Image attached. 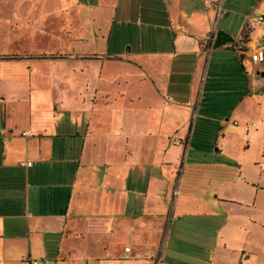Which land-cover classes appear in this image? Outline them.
<instances>
[{"label": "crops", "instance_id": "crops-1", "mask_svg": "<svg viewBox=\"0 0 264 264\" xmlns=\"http://www.w3.org/2000/svg\"><path fill=\"white\" fill-rule=\"evenodd\" d=\"M106 3L115 6V14L124 17L127 25L135 21L138 43L125 55L123 49L110 48L111 34L107 49L96 52L88 46L93 39L88 38L92 41L88 43L80 36L78 52L92 51L107 60L101 70L92 74L99 83L91 90L88 86L86 105L78 101L79 97L84 99L81 89L72 88V106L67 107L68 112H74L70 125L61 120L62 111L58 109L52 115L36 117L41 107L35 108L30 101L33 113L28 129L19 132L14 130L17 121L8 119L5 105L4 126L0 120V130L5 131L0 135V264H171L169 231L167 242L157 248L163 220L167 219L165 213L171 223L187 215H216L212 206L219 196L199 188L197 180H185L188 168L195 172L201 168L185 163L187 148L175 140L187 141L190 137L188 125L192 110H197L204 73L206 81L210 72L219 81L221 71L228 66L226 56L236 61L235 56L241 55L236 37L242 39L245 34L248 16L234 10L228 0H223L219 14L205 0ZM260 3L263 0L256 5ZM220 30L233 35L234 40L210 47L212 36L215 38ZM255 31L260 36L253 41ZM261 36L264 38V31L251 29L248 52L264 50V44L260 47ZM107 61L129 67L114 71ZM240 61L245 64V58ZM250 62L259 67L258 74L264 77V62ZM235 64L237 61L232 60L229 66ZM254 83L246 77L244 94L232 115L248 114V97ZM112 84H117L118 92L114 87L109 89ZM206 85L207 82L204 91ZM18 89L23 92L19 86ZM9 98L13 99L4 88L0 102L5 104ZM202 106L203 101L199 118L203 117ZM85 110H90L91 115L84 120ZM243 129L246 131V127ZM24 131H29L28 135L24 136ZM30 134L34 137L30 138ZM60 137L80 138L82 143L77 147L64 139L63 147L56 149L55 140ZM138 140H146L145 146L137 147ZM181 146H185L182 153L178 148ZM120 150L122 159L121 155L116 158ZM180 156L182 162L178 163ZM24 161L32 165L22 166ZM180 229H172L175 236ZM144 236H149L152 244V258H148ZM217 244H206V264L217 262Z\"/></svg>", "mask_w": 264, "mask_h": 264}, {"label": "rangeland", "instance_id": "rangeland-1", "mask_svg": "<svg viewBox=\"0 0 264 264\" xmlns=\"http://www.w3.org/2000/svg\"><path fill=\"white\" fill-rule=\"evenodd\" d=\"M105 1L79 0L77 5H69V0H0V98L4 88L13 97L5 104L0 102L3 126L7 104L8 119L18 123L14 130L21 132L24 128L28 129L30 114L33 113L32 102L35 108L41 107L36 117H43L44 113L52 115L58 109L62 111L61 120L70 125L74 112H68L67 107L72 106V88L78 86L81 89L84 99L79 97L78 101L84 102L89 98L88 86L91 90L99 83L93 72L101 70L107 60L106 56H98L92 51L78 52L76 49L81 47L78 43L81 37L86 38L88 43V38H92L93 44H85L89 48L92 46L96 52L107 49L111 34L114 36L110 48L123 49L125 55H128L126 52L130 47L138 43L139 28L135 21L127 25L124 17L115 14V6L105 4ZM258 1L232 0L231 3L228 0V4L253 21L264 15V0L257 6ZM118 4L120 7L122 1ZM259 36L258 31L252 33L253 41ZM262 36L259 38L260 47L264 44ZM240 39L241 36L236 37L237 42ZM251 54L252 50H249L246 57L235 56L238 66L235 64L233 67L229 65L232 60L236 61L226 56L224 62L228 66L221 71L223 76L219 81H216L213 72L206 81L207 73H204L197 110L194 113L192 110L188 125L190 137L187 141L175 140H181L187 148L183 157L185 163L201 168L197 172L188 168L185 180H197L199 188H207L219 198L212 206L216 214L214 217L187 215L181 220L172 219L171 223V217L165 213L167 219L163 220L157 248L159 250V244L163 246L167 242L169 231L171 264H206L209 260L206 244L212 245L213 242L218 243L217 262L214 264H264V77L258 74L259 67L250 62ZM242 58H245V64L241 63ZM107 64L114 71L129 67L112 61H107ZM247 76L255 82L248 97L250 110L247 115H232L244 94ZM257 80L260 82L257 83ZM18 86L23 92L16 90ZM112 87L118 92L117 84H112L109 89ZM102 99L107 100V97ZM202 101L203 117L199 118ZM84 103L87 104L86 101ZM90 115L91 111L87 113L85 110L82 119H88ZM254 122L256 126L248 131L243 129ZM29 137H34V134ZM64 139L77 144V147L82 143L80 138L70 140L60 137L55 140L56 149L63 147ZM145 144L146 140H138L137 147H144ZM184 147H178L181 153ZM121 154L120 150L116 158L119 159ZM181 158L177 159L178 163L182 162ZM165 212H168L167 207ZM178 227L181 229L175 236L172 229ZM144 239L148 258H152V251L149 250L153 247L149 236H144ZM157 254L158 251H155L154 255Z\"/></svg>", "mask_w": 264, "mask_h": 264}, {"label": "built area", "instance_id": "built-area-1", "mask_svg": "<svg viewBox=\"0 0 264 264\" xmlns=\"http://www.w3.org/2000/svg\"><path fill=\"white\" fill-rule=\"evenodd\" d=\"M205 1H206L207 4L211 5V7H213L217 11V14H219L222 11L223 0H205ZM253 27H256L257 29H259L261 31H264V15H259L253 21L251 20L250 16H248L246 18L245 27H244L245 33L250 31ZM214 45H215V38L212 36V41L210 42V47H214ZM245 46L246 45L244 44L243 38H242L240 40V42L238 43V48L240 49V52H241L242 56L246 55L247 52H248V51L244 50ZM251 57H252V60L255 63H257V64L264 62V50L260 49V50H257L255 52H253L251 54ZM252 126H256V123L254 122L252 125H247L246 126V131H248ZM4 134H5V131L4 130H0V135H4ZM22 134L24 136L28 135V133L26 131H24ZM176 143L180 144L181 140H177ZM21 165L27 167V166L32 165V162L24 161V162H21ZM126 251L130 252L131 248L127 247Z\"/></svg>", "mask_w": 264, "mask_h": 264}, {"label": "water", "instance_id": "water-1", "mask_svg": "<svg viewBox=\"0 0 264 264\" xmlns=\"http://www.w3.org/2000/svg\"><path fill=\"white\" fill-rule=\"evenodd\" d=\"M234 39L231 35H229L227 32L220 30L218 31L216 37H215V45L214 47H220L228 42H232Z\"/></svg>", "mask_w": 264, "mask_h": 264}, {"label": "trees", "instance_id": "trees-1", "mask_svg": "<svg viewBox=\"0 0 264 264\" xmlns=\"http://www.w3.org/2000/svg\"><path fill=\"white\" fill-rule=\"evenodd\" d=\"M250 32H251V30L250 31H248V32H246L243 36H244V38H243V42H244V44L246 45L245 47H244V50L245 51H248V48H246L247 47V43L250 41Z\"/></svg>", "mask_w": 264, "mask_h": 264}]
</instances>
